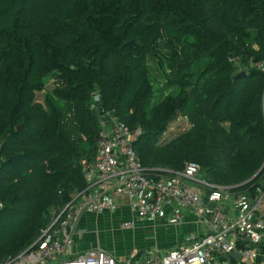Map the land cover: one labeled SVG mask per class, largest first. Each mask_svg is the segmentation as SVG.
<instances>
[{
  "label": "trees",
  "instance_id": "obj_1",
  "mask_svg": "<svg viewBox=\"0 0 264 264\" xmlns=\"http://www.w3.org/2000/svg\"><path fill=\"white\" fill-rule=\"evenodd\" d=\"M94 91L142 130L152 174L193 161L232 194L263 189L264 169L249 180L264 163V0H0V261L38 247L86 187Z\"/></svg>",
  "mask_w": 264,
  "mask_h": 264
},
{
  "label": "built area",
  "instance_id": "obj_2",
  "mask_svg": "<svg viewBox=\"0 0 264 264\" xmlns=\"http://www.w3.org/2000/svg\"><path fill=\"white\" fill-rule=\"evenodd\" d=\"M89 108L98 114L99 132L95 160H83L86 187L58 211L38 247L9 256L0 264H134L132 257L118 259L100 246L68 259L62 257L72 243L69 231L83 214L113 212L124 199L140 218H156L174 206H189L207 223L205 234L188 235L184 245L168 250L153 264H257L264 253V186L248 211L232 219L222 208L229 189L202 180L198 163L189 162L179 174L187 181L184 184L152 174L135 147L142 130L130 128L106 109L99 91L92 93ZM201 187L209 193L204 195ZM122 225L130 227L134 221ZM234 251L241 255L238 262L230 255Z\"/></svg>",
  "mask_w": 264,
  "mask_h": 264
},
{
  "label": "crops",
  "instance_id": "obj_3",
  "mask_svg": "<svg viewBox=\"0 0 264 264\" xmlns=\"http://www.w3.org/2000/svg\"><path fill=\"white\" fill-rule=\"evenodd\" d=\"M166 181L176 182L178 184L187 183L185 179L179 176L168 177L166 178ZM201 189L203 194L206 195L207 192L205 191V189H203L202 187ZM228 193L235 196L234 199L231 200V203L234 204L236 209L238 210L234 212L236 213L235 216L236 218L246 213L253 204L252 203L253 200H255L253 199V197L249 195V193H241V194H232L231 192ZM263 210H264V201H263ZM178 215H182V218L181 219L178 218ZM113 218L120 219L121 221L135 222L137 218L135 208L128 202L127 199H124L123 204L113 212H106L101 215L91 212H87L83 214L82 217L78 220L77 224L74 226V228L71 231H69L71 232L72 243L69 245L65 255H63L62 257L68 259L73 256H76L81 252H85L88 249L94 248L96 246H100L104 250L113 254L114 253L112 251L113 247H111L109 243L101 244L99 242L98 244H96L94 230L89 229V227L93 225L102 227L104 223H109L110 220H112ZM144 221H145L144 223L145 227H152V225H154L155 227L165 228L167 231L169 230L173 232V235H170L169 239H166V237H164L163 245L161 246L158 245L160 249L162 247L164 248L167 246H171V249L178 248L185 244L184 240L188 235L193 234L196 236H201L209 230L206 221L201 217H199L189 206H174L173 208L166 210V212L161 214L160 216L156 218H145ZM149 223L151 225L146 226ZM137 228L138 226L135 227V229ZM102 231H104V229ZM99 234H101V232H99ZM114 251L117 253L115 254V256L118 259L132 257L133 262L135 257L140 255L139 252H135V253L133 252L131 254H127L126 252L118 253L117 249H115ZM55 262L56 261H53V264ZM154 262L155 261H151L149 264H153ZM236 262H238V260H236ZM257 264H264V253H262V255L260 256L259 260L257 261Z\"/></svg>",
  "mask_w": 264,
  "mask_h": 264
},
{
  "label": "rangeland",
  "instance_id": "obj_4",
  "mask_svg": "<svg viewBox=\"0 0 264 264\" xmlns=\"http://www.w3.org/2000/svg\"><path fill=\"white\" fill-rule=\"evenodd\" d=\"M240 67L242 68V66ZM153 69L154 74L157 75V80L161 81L159 71L155 68ZM57 84V75L55 74V72L47 74L45 76V88L43 91L37 93L36 101L45 104V96L51 93L53 89L57 86ZM84 147L88 149L89 145L85 143ZM199 177L201 178L200 175ZM234 197V195H231L226 192L222 202V208L232 219L236 218V213L234 212L238 211L235 205L231 203V200L234 199ZM136 217L137 218L134 222V225L130 227L122 225V223H124L125 221L113 218L112 220H110L109 223H104L102 227L93 225L89 227V229L94 230L96 244H98L99 242L101 244L109 243V245L113 247V255L117 254L114 251L115 249H117L118 253L126 252L127 254H131L133 252H139L140 255L135 257L134 263L149 264L151 261L159 260L166 254L168 249H171V246H167L164 248L162 247L160 249L158 245H163L164 237H166V239H169L170 235H173V232L169 230L167 231L165 228L155 227L154 225H152V227H145V218H140L137 215ZM150 225L151 224L149 223L146 226ZM136 226H138L137 229H135ZM103 229L104 231H102ZM99 232H101V234H99ZM43 235L44 232L40 239L43 238ZM48 264H53V261H50Z\"/></svg>",
  "mask_w": 264,
  "mask_h": 264
},
{
  "label": "water",
  "instance_id": "obj_5",
  "mask_svg": "<svg viewBox=\"0 0 264 264\" xmlns=\"http://www.w3.org/2000/svg\"><path fill=\"white\" fill-rule=\"evenodd\" d=\"M246 74V71L245 70H241L240 72H238L236 75H235V77H239V76H242V75H245ZM264 169V163H263V165H262V167L260 168V170L249 180V181H251V180H253L254 178H256L260 173H261V171ZM249 181H247V182H249ZM230 255L232 256V257H234L236 260H240L241 259V255H240V253H238V252H236V251H234V252H231L230 253Z\"/></svg>",
  "mask_w": 264,
  "mask_h": 264
}]
</instances>
